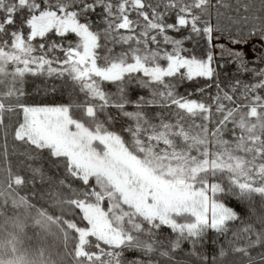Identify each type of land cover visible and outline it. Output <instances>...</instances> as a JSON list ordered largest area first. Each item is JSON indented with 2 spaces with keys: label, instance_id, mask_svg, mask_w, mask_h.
<instances>
[{
  "label": "snow or ice",
  "instance_id": "snow-or-ice-1",
  "mask_svg": "<svg viewBox=\"0 0 264 264\" xmlns=\"http://www.w3.org/2000/svg\"><path fill=\"white\" fill-rule=\"evenodd\" d=\"M0 217V264H264V0H0Z\"/></svg>",
  "mask_w": 264,
  "mask_h": 264
},
{
  "label": "trees",
  "instance_id": "trees-1",
  "mask_svg": "<svg viewBox=\"0 0 264 264\" xmlns=\"http://www.w3.org/2000/svg\"><path fill=\"white\" fill-rule=\"evenodd\" d=\"M248 77L246 76L245 79ZM5 211L8 215L13 214V210L11 208V205L9 204L6 206ZM25 237H24V247L27 248L29 251H37L40 247L45 246L42 244L41 241L36 239V229L28 223L25 228ZM7 234V226L3 224V217H0V239L6 238ZM184 251L180 252V250H177L180 252L179 255H177L178 260H189L191 259L193 261V264H195V258L189 257L186 253V249L189 247L188 242L184 243ZM6 249H0V252H6Z\"/></svg>",
  "mask_w": 264,
  "mask_h": 264
},
{
  "label": "rangeland",
  "instance_id": "rangeland-1",
  "mask_svg": "<svg viewBox=\"0 0 264 264\" xmlns=\"http://www.w3.org/2000/svg\"><path fill=\"white\" fill-rule=\"evenodd\" d=\"M217 52H219V49L217 48V50H216Z\"/></svg>",
  "mask_w": 264,
  "mask_h": 264
}]
</instances>
